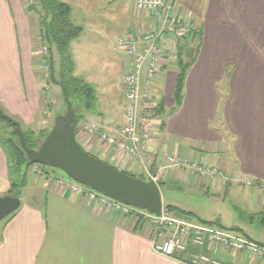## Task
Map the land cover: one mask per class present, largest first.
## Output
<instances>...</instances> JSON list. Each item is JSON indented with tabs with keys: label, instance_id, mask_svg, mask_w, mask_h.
I'll return each instance as SVG.
<instances>
[{
	"label": "crops",
	"instance_id": "1",
	"mask_svg": "<svg viewBox=\"0 0 264 264\" xmlns=\"http://www.w3.org/2000/svg\"><path fill=\"white\" fill-rule=\"evenodd\" d=\"M134 2L126 0L122 6L128 11V25L136 17V29L147 30L152 19L137 15ZM173 3L196 29L202 28V39L184 79L181 104L166 118L148 152L155 162L164 164L162 155L171 150L182 160L219 174V169L226 168L219 166L220 155L225 154L233 180L245 186V198L252 195L264 212V0ZM27 12L23 0H0V109L23 130L34 131L37 126L44 131L38 116L42 109L39 59L36 64ZM129 31L135 30L126 34ZM114 46L113 60L120 64L122 83L127 56ZM165 68L159 97L169 111L175 105L177 73L171 64ZM220 106L222 119L215 123ZM106 116L97 124L105 131L123 127V109L117 117L111 111ZM88 139L76 135L83 148ZM116 155L113 150L110 162L102 161L129 174L137 171L130 161H119ZM179 173V168H168L163 181L176 182ZM11 179L0 145V198L9 195ZM211 184L216 185L215 181ZM31 186L30 195L21 198L18 210L0 226V264H187L155 253L149 227L137 225L129 216L111 213L85 196L72 194L54 179L44 178ZM243 234L264 246V240ZM187 245L185 258L204 254L220 264H264L242 252Z\"/></svg>",
	"mask_w": 264,
	"mask_h": 264
},
{
	"label": "rangeland",
	"instance_id": "2",
	"mask_svg": "<svg viewBox=\"0 0 264 264\" xmlns=\"http://www.w3.org/2000/svg\"><path fill=\"white\" fill-rule=\"evenodd\" d=\"M23 1L25 7H33L32 11L27 12V17L31 27V37L33 43L32 50L34 53L33 59L36 64L37 59H39L38 64L40 68L38 80L41 86L42 109L41 114L39 113L38 116L42 122L41 129L45 128L49 132L54 123L55 117L63 115L66 112L67 107L64 103L59 87L50 82V55L46 44L39 35V31L41 29L40 18L42 14L35 3V0H32V2L31 0ZM60 1L65 2L70 6L72 23L83 29L82 34L73 40L69 46L70 57L74 65L73 75L80 77L89 83L95 89L97 96L94 110L91 113H84L83 116L85 121H81L76 126L75 131L77 138L81 139L82 136L84 137L85 135L86 137H89V142L84 143V148H87L89 153L93 156L100 158L101 160L105 159L108 163L111 160V155L114 150L119 161H123L126 158L127 161H130L131 165L137 170L135 173L130 174L136 176L142 175L145 179H147L149 176L143 170L138 169L134 160L125 156L123 153H118L115 151L114 147L108 146L103 141H100L96 135L90 136L84 129V125L86 123L98 124L102 122V119L105 120V118H107L106 115L108 114V111H111L115 117L119 116L122 112L124 105V89L121 83L122 72L120 70V64L118 61L114 62L113 60L114 55L116 56V52H114V43H116V39L120 38V36L123 37L127 30H136V17H132L130 19L131 24L128 25L129 20L126 14L128 11L122 9L126 0ZM144 15L147 14L144 13ZM199 29L201 30L200 41L196 39L192 46L189 44L188 47H186L187 54L185 57L187 59H185V61H190L193 58L191 65L195 62L196 54L199 51L202 39V28L199 27ZM172 38L173 41H175L177 36L173 34ZM197 45H199V47L196 51ZM176 46L177 45H175V48ZM166 52L174 55V57H170L172 61L168 64L175 66L177 73L176 53L170 52V50H166ZM52 61L53 68L55 70V77H57L59 61L57 53L54 49H52ZM165 67L167 66H164V68ZM165 69L161 70L160 82L165 78ZM229 71L230 69L228 72ZM158 84V88L160 89L161 83ZM159 101L155 103L153 108L148 109L147 111H141V118L144 119L147 127L153 130V132H151L152 138L159 133L161 128L162 118L159 116L156 117V109ZM166 118L167 117L164 119L166 120ZM220 119H222L221 106L219 107L218 115L214 122L218 123ZM20 128L26 129L22 127ZM33 128L34 126L31 127V129ZM118 130L119 129H115L114 131L116 132ZM114 131L106 132L113 133ZM33 132L35 134L34 141L39 145L42 140L37 141V139L39 140L38 134L42 131L37 130V126H35ZM10 135L11 128L7 126L5 120L0 119V139H8V137H11ZM90 146H92V148ZM166 152L170 153L172 156H176V154H174L173 151L171 152V150H167ZM108 154L110 155L109 158H107ZM225 158H227L225 154L220 155L221 161L219 166L226 168L224 170H220V167L218 168L221 172L218 177L210 178L209 176L200 175L187 168H182L180 169L179 177L176 179V182L170 180L167 185L161 186L160 192L163 205H169L176 208V210L167 215L168 217L182 220L190 224H201L197 223L194 217L180 215L179 213V211L191 212L201 219L217 222L221 228L227 230L235 229L236 231L231 232L238 236H242L244 235L243 233H245L253 239L263 241L264 228L258 226L254 222H250L247 218L250 214L262 213L263 209L261 204L259 205L257 203L258 201H256L255 198L253 199L252 195L248 200L245 198V186L242 184L240 185L239 181H235L236 178L234 177V173L232 174L233 171L230 170V166L227 162H225ZM156 164L157 162L152 165L148 164L147 166L152 175L157 174L155 170ZM22 169L21 173L12 171V179L17 185L15 192L18 191L20 193V200L21 198L23 199L25 196L30 195L34 188L31 185L35 181H41L44 178H49L51 181L53 179L56 181L63 179L68 182H73L62 172L49 167L31 165L26 168L23 167ZM117 169L121 171L118 167ZM227 177L230 179L228 178L226 181L225 178ZM233 178L235 180H233ZM24 180L25 184L23 183L22 185L21 181ZM211 181H215L216 185L214 187L212 186ZM163 212L165 213L164 209ZM178 216H181L182 218ZM129 218L135 220L137 225L148 226L150 232H156L155 227L150 220L146 219V217L144 218L140 215H132L129 216ZM1 225L2 222L0 223V226ZM201 225L208 226V224ZM157 240L160 241L161 239L157 238Z\"/></svg>",
	"mask_w": 264,
	"mask_h": 264
},
{
	"label": "built area",
	"instance_id": "3",
	"mask_svg": "<svg viewBox=\"0 0 264 264\" xmlns=\"http://www.w3.org/2000/svg\"><path fill=\"white\" fill-rule=\"evenodd\" d=\"M133 8L138 15L144 13L149 15L152 22L147 31L136 29L116 39V47L121 51L124 50L128 62L122 79L124 125L120 130L108 133L97 124L86 123L85 131L90 136L96 135L100 141L114 147L118 153L130 157L135 161L138 169L143 170L149 176L148 179L157 184L163 181V173L168 168H187L210 178L218 177L217 170L202 167L197 163H188L166 151L162 155L164 164L155 165L157 174L152 175L149 172L148 164H155L148 152L153 139L151 136L153 130L149 129L141 118V111L153 108L160 100L158 83L161 79V70L172 61L170 57H174L166 50L176 53V40L173 41L172 35L186 36L196 28L187 15L177 11L173 0H135ZM56 183L64 185L72 194L87 197L90 202L97 203L111 213L146 217L156 229V232H150L153 251L163 257L179 261L186 259L184 262L187 264H220L204 254H190L185 258L187 244L191 243L194 247L204 245L220 247L264 260V247L229 230L211 225L190 224L168 217L164 212L160 217H155L145 211L111 200L75 182L57 180ZM157 238L161 240L158 241Z\"/></svg>",
	"mask_w": 264,
	"mask_h": 264
},
{
	"label": "trees",
	"instance_id": "4",
	"mask_svg": "<svg viewBox=\"0 0 264 264\" xmlns=\"http://www.w3.org/2000/svg\"><path fill=\"white\" fill-rule=\"evenodd\" d=\"M35 3L42 14L40 18L41 29L39 31V35L43 42L46 44L50 55V82L59 87L66 107L68 104L71 106V109L75 112L78 124L83 120L85 121L83 116L84 113H91L94 110V106L96 104L95 101L97 98L95 89L89 83H87L82 78L73 75L74 65L70 57L69 46L73 40H75L82 34L83 29L72 23L71 9L67 3L60 0H35ZM28 10L32 11L33 7H28ZM200 34L201 30L195 29L192 33L186 36L176 38L177 75L174 89L175 106L169 111H166L164 100L160 99L156 109V117L159 116L160 118H162L161 128H163L165 125L164 118L173 114L181 104L184 79L187 74V70L189 69L193 61V58L190 61H185V59H187L185 57V55L187 54L186 47H188L189 44H191L192 46L193 42L196 39L200 41ZM198 47L199 45L196 46V51L198 50ZM52 49L56 51L59 61L57 77H55V70L53 68ZM0 119L5 120L7 126L11 128V137H8V139H0V145L7 156L9 173L12 177V171L21 173V170H23L22 168H26L28 166L27 160L25 159L24 154L20 149L18 137L16 134V127L18 126L20 128V126L19 123L15 122L13 119L5 115L1 109ZM20 130L22 132L26 145L31 149H36L38 144H36L34 141V132L31 130H23L21 128ZM47 134V130L42 131L40 134H38L39 140L37 139V141L43 140ZM82 149L84 150L83 147ZM126 174L143 181H149L148 178L145 179L142 175L136 176L129 173ZM21 182L22 185L23 183L25 184V180ZM167 183L168 182L165 181L158 182L159 188H161V186L163 185H167ZM16 187L17 185L11 179V189L8 196L17 198L20 197V193L18 191L15 192ZM163 209L167 214H170L172 211L176 210V208L169 205H163ZM179 213L180 215L194 217L197 223L208 224L223 230H227L221 228L215 222L206 221L197 217L194 213L185 211H179ZM247 218L250 222H254L258 226L264 227V212L259 214H250L247 216ZM229 230L236 231L235 229Z\"/></svg>",
	"mask_w": 264,
	"mask_h": 264
},
{
	"label": "water",
	"instance_id": "5",
	"mask_svg": "<svg viewBox=\"0 0 264 264\" xmlns=\"http://www.w3.org/2000/svg\"><path fill=\"white\" fill-rule=\"evenodd\" d=\"M76 125L75 112L68 104L66 112L55 117L51 129L36 149L26 145L17 126L19 146L27 165H40L58 170L73 182L111 200L160 217L163 202L159 185L152 180L143 181L129 176L83 150L76 141ZM19 207V198L1 197L0 223Z\"/></svg>",
	"mask_w": 264,
	"mask_h": 264
}]
</instances>
